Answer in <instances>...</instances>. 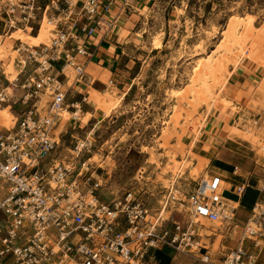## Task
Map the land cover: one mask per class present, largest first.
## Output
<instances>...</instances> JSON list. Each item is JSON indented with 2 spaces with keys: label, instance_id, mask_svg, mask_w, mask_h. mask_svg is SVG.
<instances>
[{
  "label": "built area",
  "instance_id": "2783aa9c",
  "mask_svg": "<svg viewBox=\"0 0 264 264\" xmlns=\"http://www.w3.org/2000/svg\"><path fill=\"white\" fill-rule=\"evenodd\" d=\"M131 10L132 0H0V34L31 21L35 34L44 23L50 27L44 42L16 44L14 80L0 66V112L11 105L18 115L7 130L0 114V264H160L167 249L202 264H264V200L253 206L238 245L219 261L204 242L212 235L202 221L238 227V207L219 173L190 189L175 179L157 208L141 191L101 195L103 179L91 162L95 134L80 138L76 131L84 129L95 82L88 73L93 39L113 35ZM249 183L245 178L235 188L238 197Z\"/></svg>",
  "mask_w": 264,
  "mask_h": 264
},
{
  "label": "rangeland",
  "instance_id": "374dc122",
  "mask_svg": "<svg viewBox=\"0 0 264 264\" xmlns=\"http://www.w3.org/2000/svg\"><path fill=\"white\" fill-rule=\"evenodd\" d=\"M248 20L254 22L256 29L247 39L243 30L244 23ZM128 27L134 32L132 44L125 47L121 55L122 61L116 71L114 69V76L110 71L100 72L97 66L88 69L95 82L90 85L89 104L82 117L84 129H78L76 136L83 138L89 131H92V135L95 134L91 162L99 168L98 173L103 179L100 191L103 197L115 199L129 190L136 193L141 191V195L144 194L151 205L157 208L166 188L175 179L179 185L190 189L202 177L219 171V165L208 158L202 149L204 134L214 133L217 123L214 115L217 111L211 113L206 131L200 136L199 154L196 152L198 144L191 150L194 138L191 128L205 117L209 102L201 104L197 110L192 108V94L187 95L189 85L214 82L216 72L213 59L226 48L232 50V57L237 58L236 61L241 60L240 64L247 57L240 55L241 48L249 51L259 39L264 41V0H158L152 9L134 12ZM33 28L34 24L24 31L12 32L5 38L0 47L2 68L8 66L12 69L14 66L12 54L18 41L50 35V30L43 26L39 28L38 34L32 32ZM43 29L48 33H41ZM159 40L161 47L156 49V42ZM38 41L41 42L40 39ZM235 65V62H231L227 66L228 78ZM120 77L123 82L118 85ZM197 78L199 81H195ZM263 80L264 73L245 103H237L227 97L224 91L219 97V100H232L231 107H226V112L232 111L233 115L222 143L226 147L235 145L241 151H248L261 166L253 178L252 185L255 189L250 190L258 195L259 200L264 199V191L260 188L264 177ZM186 95L189 102L184 99ZM105 96L110 99L103 100ZM233 107L236 110L233 111ZM191 111L198 112L193 115ZM173 115H176V121ZM243 119L248 121L247 126L243 124ZM254 121L258 125L251 128ZM95 125L97 128L94 129ZM3 127L1 123V128ZM238 131L243 135L240 136ZM65 141L68 142L67 146L71 145L69 138ZM152 153L155 154V159ZM63 154V158L70 156L69 150H64ZM195 154L205 157L209 162L200 175L193 176L186 166L192 160L193 163H199ZM152 158L154 162L151 161ZM248 218L249 212L243 209L236 222L243 226ZM204 225L208 234L212 235L204 242L208 244L216 261L238 245L243 233L242 227L230 229L226 225L209 222ZM259 241L263 249L260 259L264 262V239ZM247 244L255 247L253 242ZM165 253L176 255L171 249L165 250ZM196 256L201 255L198 253ZM169 264L202 263L195 257L180 254Z\"/></svg>",
  "mask_w": 264,
  "mask_h": 264
},
{
  "label": "crops",
  "instance_id": "0c3cea01",
  "mask_svg": "<svg viewBox=\"0 0 264 264\" xmlns=\"http://www.w3.org/2000/svg\"><path fill=\"white\" fill-rule=\"evenodd\" d=\"M157 2L158 0H132L131 13L120 18L118 28L114 34L110 35L109 38H103L100 35L93 39L92 45L90 46L93 59L90 61L88 69L92 66H97L100 72L110 71L114 76L116 69L122 61L121 55L125 47L128 46V44H132L134 32L128 27L130 18L133 13L138 10L147 11L152 9V6H155ZM0 35L5 36V31ZM263 42V39H259L257 43L251 47L247 57L240 63L235 71L234 69L232 70L228 78V85L224 90V94L234 99L237 103H245L249 100V97L253 94L256 83L261 79L264 73ZM102 77L103 76H101L100 79H102ZM120 78L119 81L117 80L118 85H121L123 82L122 77ZM225 109L223 112L217 111L214 115V117L218 118L214 127V133L204 134L202 138V143L204 144L202 149L208 158L219 165V171L216 170L218 172L215 171V173H219L226 178V197L238 207L235 223L238 227L243 228L248 221L243 226L238 224L236 219L239 213L244 209L249 212L250 217L253 206L258 201H262L257 198L258 195L256 193L254 194V192L250 191L251 189H255L254 185H252L253 178L256 175L257 169L261 166L256 157L248 153V151H241L235 145L231 148L226 147V145L222 143L224 139L223 135L227 133L229 124L233 119L232 111L226 112L227 109ZM85 111L87 110L85 109ZM225 116L227 117L225 118ZM198 146L199 144L196 146V152L198 151ZM197 153L199 154V152ZM236 170H238L240 176L234 175ZM245 178H250V187L247 189L245 195L240 198L236 194L234 188L242 184ZM160 259V264H169L176 259V255H166L164 252L160 255Z\"/></svg>",
  "mask_w": 264,
  "mask_h": 264
},
{
  "label": "bare ground",
  "instance_id": "6f19581e",
  "mask_svg": "<svg viewBox=\"0 0 264 264\" xmlns=\"http://www.w3.org/2000/svg\"><path fill=\"white\" fill-rule=\"evenodd\" d=\"M34 23L31 21L29 22L26 26L24 27H21V26H17L15 24L13 25H10L9 27H6L3 31H5V36L3 35H0V47H2V44L4 42V39L12 32H15V31H24L26 30L30 25H33ZM43 27L47 28L50 30V27L47 25V23H44L43 24ZM256 29L255 27V24L253 21L251 20H248L244 23V30H243V35L245 38H250L252 36V33L254 32V30ZM257 31V30H256ZM259 32V31H258ZM41 33H44V34H47L48 31L46 29H43V31ZM256 36V35H255ZM49 37V35H45V36H39V39L41 40V42H39L38 38H36L35 40H31V39H28V40H24V41H18L17 43H22L24 45H29V46H32V45H38L42 42H44L45 40H47ZM255 39V38H254ZM254 41V40H253ZM161 47V41H157L156 42V49H160ZM247 49H240V55L242 57H245V55L248 54L249 51H246ZM15 52L13 51V54H12V61H14V58H15ZM232 54H234L232 52V50L230 48H226L223 52H221L218 56H216L214 59H213V64L215 66V72H216V80L214 82H211V83H207V84H195V85H192L190 84L189 85V93L187 94V92H185L187 95H189L190 93L192 94V99L190 100V105L192 106V108H195L196 110L198 109L199 106H201V104H206L209 102L208 104V112L205 114V117H203V119H200L199 121H197L194 126H192L191 128V133L194 134V138H193V146L191 147V150L193 151L194 148H195V145L198 144L200 140V136L203 134L205 130V127L208 125V123L210 122V118L209 116L211 115V113L213 112H216V111H220V112H223V110L226 108V107H231V104L232 103V100L228 99V98H223L222 100H219V97L221 96V93L222 91H224L225 87L228 85V76H226V71H227V66L229 65V63L231 62H235L236 65L234 67V71L238 68V66L240 65L239 62H241V60L239 61H236L237 58H233L232 57ZM237 55V54H236ZM240 58V57H239ZM12 63V62H11ZM10 64V63H9ZM3 66V65H2ZM4 72L6 74V76L8 77V79H10L11 81L14 80V78L17 76V68L14 64V66L12 67V69H10V67L8 68V66H4ZM15 69V70H14ZM232 73V71L230 72V74ZM195 81H199V78H197V80ZM264 82V80H263ZM220 84V85H219ZM188 87V86H187ZM186 90V89H184ZM183 90V91H184ZM187 90V91H188ZM182 91V92H183ZM246 91V90H245ZM184 94V92H183ZM185 95V94H184ZM186 95V96H187ZM181 96V95H180ZM184 99H188V96L187 98ZM110 99L109 96H105L103 100H108ZM183 100V99H182ZM189 100H187L189 102ZM185 101V100H184ZM182 104V102H181ZM185 104V103H184ZM188 104V103H187ZM183 105V104H182ZM203 106V105H202ZM182 109V107H181ZM233 111L236 110L234 107L231 108ZM189 110V108H188ZM186 111V113H188L189 111ZM226 110V109H225ZM182 111V110H180ZM185 110L183 109V112ZM179 113V111H177ZM181 112V113H183ZM192 112V111H191ZM198 112V111H196ZM195 111L192 112L193 115H195L194 113H196ZM178 113H175L176 115ZM1 114V123L2 125L7 128V130H12L14 129V127L16 126V123H17V120H18V115H17V112L16 110L11 106V105H8L7 107L3 108L2 111L0 112ZM191 114V113H190ZM175 115V116H176ZM180 115V113H179ZM174 116V115H173ZM174 116V117H175ZM188 116V115H187ZM213 116V115H212ZM223 116V115H222ZM69 115L68 113L65 114V118L68 119ZM178 117V116H177ZM181 117V115H180ZM227 116H225L226 118ZM187 118V117H186ZM209 118V119H208ZM231 118V117H230ZM176 117L174 118V121ZM193 122H194V119H192ZM218 120V118H217ZM220 120V119H219ZM173 121V122H174ZM178 121V124H179V119L177 120ZM185 121V120H184ZM186 123V122H185ZM177 124V123H175ZM200 124V125H198ZM202 126V127H201ZM184 128V127H183ZM188 128V126H187ZM176 129V128H175ZM174 129V131H175ZM234 129V128H232ZM177 130V129H176ZM186 130V129H185ZM188 130V129H187ZM166 131H169L166 130ZM173 131V130H172ZM208 131V130H207ZM187 132V131H186ZM177 133V132H176ZM239 135H243L241 131H238ZM172 134V133H171ZM181 134V133H180ZM167 135V133L164 134V137ZM184 135V134H182ZM169 136V135H168ZM175 136V135H173ZM167 137V136H166ZM165 137V138H166ZM170 137V136H169ZM172 137V135H171ZM179 138V137H178ZM187 140V139H186ZM180 143V142H179ZM185 145V144H184ZM171 154V153H170ZM100 155V154H99ZM155 154L152 153V156L153 158L155 159ZM196 155V154H195ZM196 157L197 159H199V163H193L194 160L192 161H189L187 163V166L186 168L187 169H190V174L193 175V176H196L197 174H199L200 172H202L204 169H205V166L206 164L209 162L208 159H206L205 157H201V156H194ZM153 161L154 162V160ZM176 160V159H175ZM152 162V163H153ZM187 162V161H186ZM201 174V173H200ZM199 174V175H200ZM198 175V176H199ZM202 223H206L205 221H202ZM254 224V221L251 222V225Z\"/></svg>",
  "mask_w": 264,
  "mask_h": 264
}]
</instances>
